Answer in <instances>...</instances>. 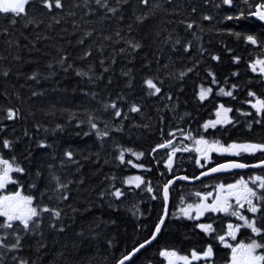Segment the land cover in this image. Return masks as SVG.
Wrapping results in <instances>:
<instances>
[{
    "label": "trees",
    "instance_id": "trees-1",
    "mask_svg": "<svg viewBox=\"0 0 264 264\" xmlns=\"http://www.w3.org/2000/svg\"><path fill=\"white\" fill-rule=\"evenodd\" d=\"M49 2L51 8L43 0H30L24 13H0V158L14 157V166L24 169L11 173L17 183L0 189V195L20 191L33 197L38 210L48 207L60 216L41 212L28 231L18 221L11 229L0 228L8 246L0 247V264H116L152 237L164 214L162 186L167 180L179 173L195 176L202 169L189 152H181L167 170L173 149L201 137L225 147L264 144V112L251 107L264 99V74L258 65L255 72L251 68L253 61L264 59V25L247 16L251 0H232L231 6L222 0H62L61 8ZM241 13L239 20L226 19ZM247 35L258 43L248 42ZM147 79L160 93L150 94L154 90L147 88ZM201 87L212 89L204 101L198 95ZM221 88L233 95L219 94ZM219 104L232 109V123L205 130ZM133 105L138 112L130 111ZM8 109L17 113L12 120ZM90 117L107 136L97 135ZM4 140L10 148L3 147ZM169 140L168 147L157 148ZM69 151L71 159L65 155ZM234 158L255 162L264 159V152L236 156L213 151L202 166ZM252 173L176 181L157 238L125 264H166L162 250L187 255L191 264H231V249L218 236L229 223L243 222L213 212L189 219L179 210L199 203L196 193L204 196L217 182ZM257 173L264 177V168ZM131 175H141L140 187L125 183ZM58 184L66 188L58 189ZM116 189L123 193L119 198L112 195ZM257 193L264 195V189ZM258 203L256 214L246 207L240 211L264 228V201ZM201 223L212 224L214 231L203 232ZM16 236L20 247L11 249ZM252 240L264 244V233L240 228L236 239L226 237L234 247ZM209 245L211 258L191 260L193 249L202 253Z\"/></svg>",
    "mask_w": 264,
    "mask_h": 264
},
{
    "label": "snow or ice",
    "instance_id": "snow-or-ice-1",
    "mask_svg": "<svg viewBox=\"0 0 264 264\" xmlns=\"http://www.w3.org/2000/svg\"><path fill=\"white\" fill-rule=\"evenodd\" d=\"M101 0H97V3L99 4ZM142 3L147 4L148 0H141ZM223 4L225 5H231L232 0H222ZM30 3V0H0V13H15L16 15H19L21 13L25 12V5ZM43 3L46 7L51 8L52 3L49 2V0H43ZM55 7L61 8L63 7L62 0H54ZM109 11L114 12L115 9H108ZM243 13L240 14V16L233 17V16H227L226 19L233 20V19H241L243 17ZM249 16L257 17L260 21H264V3H260L256 5L255 11L248 13ZM137 19H143V17H138ZM204 19H210V17H204ZM192 24L189 23L187 25L188 28H192ZM235 35L240 36V33H235ZM245 39L250 42L251 44L255 45L258 43L257 39L253 35H247ZM139 44H133V48L139 47ZM187 51V48L185 49ZM213 59H218V57H213ZM239 58H236L238 61ZM257 65H259V72L264 74V59L256 60L254 63H252L251 68L252 71H257ZM79 74V73H78ZM235 74V73H234ZM181 76L184 75V73L180 74ZM213 83H216L215 78H213ZM145 84L148 89L154 90L150 92L151 95H155L157 93H160L161 89L157 87V85L153 82L152 79H147L145 81ZM235 87V85H233ZM212 92L211 88H204L201 87L199 91V99L201 101H204L209 94ZM219 94H222L224 96H232L231 91H225L224 88L220 89ZM249 96H254L255 94L252 92H249ZM113 109L116 108L115 103L110 105ZM251 107L256 110L257 113L264 112V99H256L255 103L251 104ZM130 111L132 112H138L139 108L135 105H133L130 108ZM232 109L225 107L223 104L219 106L217 109L215 115V120H209L204 123L203 128L207 130L208 128H216L217 125H227L232 123V120L229 117V112H231ZM16 112H14L12 109L7 110V119L12 120L16 116ZM115 115L117 117L121 116L120 110L115 111ZM88 123L90 124V127L92 129H97V124L92 121V118L90 117L88 120ZM259 123V121H257ZM87 135V133H86ZM97 135L100 137H104L108 135V132H100L97 129ZM172 143L171 140L167 141L165 144L157 145V148H165L168 147ZM195 143L197 145H203L204 147H197L196 151L201 153V155L204 157L205 160L208 159V153L209 152H220V153H228L231 152L235 155H241L242 153H249L254 154L256 152H264V144H257V143H232L225 147L220 143L219 140H216L214 142H209L208 140L201 137L200 139L195 140ZM44 146V145H41ZM3 147L4 148H10L11 142L8 140L3 141ZM179 149H173V153L169 155L168 161H167V167L171 169L172 167V156L175 154V151H178ZM185 151L187 149H184ZM124 151H131L130 149H125ZM124 151L120 152L119 159L123 163L124 162ZM153 151L155 152L156 149L154 148ZM65 155L71 159L73 156L72 152H66ZM133 155L139 156L143 155V153H133ZM15 158H12V161L8 159L0 158V189H5V187L9 184L17 183L16 180L13 179V176L11 173H21L24 171L23 168H21L18 165L14 166ZM128 163H132L131 161H128ZM199 163V160L197 161ZM134 167H142V165H133ZM246 167H264V160H261L258 164L254 165H247L244 163L239 162H230L218 165L217 167L211 168L210 172H219L221 170L226 169H237V168H246ZM208 173L202 172L201 175H207ZM181 179H188V177H181ZM198 179V177H197ZM144 181L140 176H134V177H128L125 180L126 184H135L136 187H140V185ZM251 182L253 185H256L257 182H259L258 187L261 189H264V177L261 176H255L251 178ZM172 183V181H169L168 184L164 185L163 189V195L165 201L168 199V192H169V185ZM59 188H66V185H59ZM148 191L151 192L152 188L149 187ZM112 195L119 198L123 195L121 190L116 189ZM196 196L200 197L199 203L193 204H187L185 207L180 208V213L188 217L189 219H199L200 217L204 216L205 213L213 212V213H224L226 215L236 217L239 221H242V224H232L229 223L227 225V232H225L224 235L218 236V239L222 244L225 245V247H228L231 249L232 256H231V264H264V253L257 254V249L264 250V244L258 243L256 240H252L251 243L244 244L240 243L233 247L231 244H228L226 241V237H231L233 240L236 239V232L240 228H248L251 230L253 234L261 235L264 233V228L257 226L256 219H248L241 211L240 209H244L246 207L247 211L253 214L258 213L260 209V204L258 202L264 201V195H258L257 191L254 187H249V182L240 179L237 180L234 184H220L217 186V190L215 195L213 193L209 192L205 196H200V193H196ZM212 197L211 203L207 202V198ZM66 199L67 197H62ZM155 198V197H154ZM233 200L235 201V207L233 205ZM254 200L256 202H254ZM41 212H51L53 216L59 217L60 212L56 211L54 209H49L48 207H44L42 209H39L37 207L33 206V197L31 196H23L20 191H16L15 193H12L10 195H3L0 196V218H3L2 222H0V228H7L11 229L13 228V222L18 221L20 225L23 226V229L25 231H28L30 229V223H35L34 218L39 217ZM194 213V215H193ZM164 223V218L161 217L159 223L156 225L155 232L153 233V238H155L156 234L160 232L161 225ZM198 227L205 233H211L214 231L212 224H204L201 223L198 225ZM150 243V241H145L144 244L140 245V248H143L145 244ZM0 247H8L4 244L3 238H0ZM20 247V237L16 236V243L12 244L10 246L11 249H17ZM138 251V249H133V252ZM133 253H129L127 256H124L120 261H118V264H125V261H127ZM213 255V249L212 246L209 245L207 248L202 252L198 253L195 249L191 251V260H201V259H208L211 258ZM160 256L167 258L168 264H176L177 261H182L183 264H191V261L189 259V256L184 255H178L176 251H169V250H162L160 252ZM14 259H16L14 257ZM19 264H27V261L20 260Z\"/></svg>",
    "mask_w": 264,
    "mask_h": 264
},
{
    "label": "water",
    "instance_id": "water-1",
    "mask_svg": "<svg viewBox=\"0 0 264 264\" xmlns=\"http://www.w3.org/2000/svg\"><path fill=\"white\" fill-rule=\"evenodd\" d=\"M260 21V20H259ZM261 23H264V21H260ZM261 161V160H260ZM260 161H258V162H256V163H251V164H247V165H254V164H258ZM230 162H239V161H226V162H222L221 164H225V163H230ZM239 163H242V162H239ZM221 164H217V165H215V166H212V167H210V169L211 168H214V167H217L218 165H221ZM245 164V163H244ZM258 168H263V167H246V168H237V169H226V170H221V171H219V172H210L209 170L210 169H208V170H204V171H202V172H206V173H208L207 175H201V173L202 172H200V174L198 175V179H197V177L195 178V179H189L190 181H192V182H195V181H198L199 179H201V178H208V177H210V176H213V175H219V174H222V173H232V172H234V170H236V171H245L246 169H258ZM181 177H183L182 175H179V176H175L173 179H171L170 181H172V183L174 182V180H181ZM171 183V184H172ZM168 184V183H167ZM170 184V185H171ZM169 185V189H170V186ZM168 196H169V192H168ZM169 200V198L167 199V201ZM166 213L164 214V216H163V218H164V220H165V218H166ZM163 225V224H162ZM162 225H161V227H162ZM155 232V231H154ZM153 235V234H152ZM157 236H158V233L156 234V236H155V238H153V236H152V238H150V239H148V240H146V241H150V243H148V244H145V246L144 247H146V246H149V245H151L152 243H153V241L157 238ZM145 243V241L144 242H142L141 244H144ZM140 244V245H141ZM140 245L139 246H137L135 249H138V251H136V252H133V250L130 252V253H133L132 255H131V257L127 260V261H125V263H127V262H129V260L130 259H132L135 255H137L140 251H141V249H143V248H140ZM129 254V253H128ZM127 254V255H128ZM127 255H125V256H127ZM123 258V257H122ZM121 258V259H122ZM120 259V260H121ZM120 260H118V261H120ZM117 264H118V262H117ZM167 264H168V260H167Z\"/></svg>",
    "mask_w": 264,
    "mask_h": 264
},
{
    "label": "rangeland",
    "instance_id": "rangeland-1",
    "mask_svg": "<svg viewBox=\"0 0 264 264\" xmlns=\"http://www.w3.org/2000/svg\"><path fill=\"white\" fill-rule=\"evenodd\" d=\"M219 108V107H218ZM217 108V109H218ZM217 109L215 110V112L217 111ZM229 115V114H228ZM216 119V115H214L210 120H215ZM245 143H250V142H245ZM238 144H243V143H238ZM258 144V143H257ZM195 143H193L192 142V144H186L185 146H182V147H179V148H176V149H179L178 151H177V153H175L173 156H172V164H173V162H176V164L178 163V160H179V156L181 155V152H189L188 154H189V159H191V155H193V153H194V151L196 150L195 149ZM184 149H187L186 151L184 150ZM168 161V160H167ZM167 161H165L166 163H167ZM134 176H141V175H131V176H129V177H134ZM255 176H261V175H253V176H251L250 177V179L251 178H253V177H255ZM128 178V177H127ZM126 178V179H127ZM240 179H242V178H238V179H235V180H233V181H231V182H217V185L212 189V187L209 189V190H207L208 192H206V194L207 193H209V192H211V193H213V191H214V193H216V190H217V186L218 185H220V184H224V185H228V184H234L237 180H240ZM246 181H248L249 182V179H247ZM252 183V182H251ZM258 184H259V182H257V184L255 185V186H253L254 188H255V190L256 189H258L259 187H258ZM128 185H130V184H128ZM131 185H133V186H135V184H131ZM249 187H251V184L249 183ZM213 193V195H215ZM11 194V193H10ZM10 194H2V195H0V196H3V195H10ZM22 194V193H21ZM206 194H204V196L206 195ZM23 196H25L24 194H22ZM208 198H211V197H208ZM208 198H207V200H208ZM235 201L233 200V203H234ZM254 202H256L255 200H254ZM211 203V202H210ZM238 222L237 223H240L239 222V220H237ZM236 235H237V232H236ZM240 243H243V242H239L238 244H240ZM237 244V245H238ZM244 244H247V243H244ZM233 247H234V244L232 245Z\"/></svg>",
    "mask_w": 264,
    "mask_h": 264
},
{
    "label": "bare ground",
    "instance_id": "bare-ground-1",
    "mask_svg": "<svg viewBox=\"0 0 264 264\" xmlns=\"http://www.w3.org/2000/svg\"><path fill=\"white\" fill-rule=\"evenodd\" d=\"M188 73V72H187ZM193 143H195V141L193 142ZM195 149L197 148V144L195 143ZM195 153H197V151L195 150L194 151V153H193V155H191L192 156V158H193V161H195V158H194V154ZM198 161V160H197ZM194 164H198L196 161H195V163ZM176 165V162H173V164H172V167H171V169H169L168 167H167V163H166V169L167 170H169V171H171L173 168H174V166ZM183 174V173H182ZM199 175V172H198V174L197 175H195V176H188L187 174H183L182 176L183 177H188V179H181V180H174V182L170 185L171 187H170V189L169 190H171L172 189V187H173V185H174V183L176 182V181H181V182H184V183H186V182H188V183H192V181H190L189 179H195L197 176ZM171 180V178L168 180V181H170ZM169 204H170V198H169V200L168 201H165V207H164V214L166 213V214H168V208H169ZM164 214H163V216H164ZM162 216V217H163ZM167 216V215H166ZM159 223V222H158ZM156 229V228H155ZM155 231V230H154ZM153 236V235H152ZM152 238V237H151Z\"/></svg>",
    "mask_w": 264,
    "mask_h": 264
},
{
    "label": "flooded vegetation",
    "instance_id": "flooded-vegetation-1",
    "mask_svg": "<svg viewBox=\"0 0 264 264\" xmlns=\"http://www.w3.org/2000/svg\"><path fill=\"white\" fill-rule=\"evenodd\" d=\"M249 1V0H248ZM253 3V5H252V7H254V9H255V7H256V5L257 4H260V3H264V0H251V4ZM246 5H244V7H245ZM254 9H252V11H254ZM251 11V9H249V12L248 13H250V12H252ZM247 16L249 17V18H253V16H249L248 14H247ZM255 18V17H254ZM253 18V19H254ZM257 19V18H256ZM255 20V19H254ZM256 21V20H255ZM258 22V21H257ZM211 118H208V120L207 121H209ZM206 121V122H207ZM197 147H201V148H203L204 146L203 145H198ZM210 153H212V152H209L208 153V158H209V156H210ZM197 155H198V157L196 158L195 157V161L197 162V160H199V163L198 164H196V166H199V168L203 165V164H205L206 163V161H205V159H204V157L201 155V153H199V152H197L196 153Z\"/></svg>",
    "mask_w": 264,
    "mask_h": 264
}]
</instances>
